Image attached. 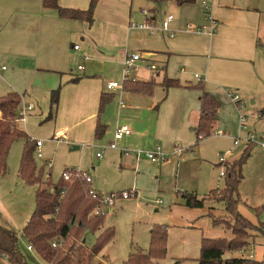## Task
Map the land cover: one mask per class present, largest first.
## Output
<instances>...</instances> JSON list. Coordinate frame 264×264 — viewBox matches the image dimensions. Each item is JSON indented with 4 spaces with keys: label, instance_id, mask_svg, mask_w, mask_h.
Listing matches in <instances>:
<instances>
[{
    "label": "crops",
    "instance_id": "obj_1",
    "mask_svg": "<svg viewBox=\"0 0 264 264\" xmlns=\"http://www.w3.org/2000/svg\"><path fill=\"white\" fill-rule=\"evenodd\" d=\"M59 3L62 7L86 10L90 0H59ZM204 4L210 8L209 13L202 10ZM144 10L149 12L148 17L143 15ZM162 12L175 16L170 25L173 37L169 31L162 30L163 21L156 23ZM57 14L56 10L45 8L43 0H0V67L6 68L0 73V93L27 92L31 85L45 90L38 91L40 95L50 92V115L51 91L64 82L72 84L61 93V105L70 101L68 111H74L75 115L67 128L79 136L93 138L94 135V139L100 97L103 94L113 95L115 101L112 98L100 119L105 132L108 128L116 131L120 125H129L132 134L122 140L152 141L158 144L167 156L173 157L166 166L176 163L177 156L182 158L184 149L189 151L197 144L192 128L196 126L200 115V103L197 90L171 88L166 91L160 85L161 81H156L157 77H163L162 68L166 66V76L194 86L198 84L186 76V66L197 67L202 72L208 70L211 74V66L213 71L223 69L227 72L263 61L261 49L264 48V0H197L195 4L185 6H178L174 0H162L161 4L155 0H99L92 24L64 20ZM131 20L138 24L150 21L154 32L131 28ZM210 20L218 26L213 35L203 31V28L210 27ZM198 29L202 31L197 32ZM75 46L79 49L75 50ZM128 54L140 55L135 63L136 70L135 65L132 68L140 79L138 76H133V79L144 82L155 80L162 88L163 97L156 104L149 99L154 89L150 95L119 89L109 91L106 85L113 80L105 84L106 80L102 76L101 80L98 79L100 74L108 76L115 64L124 67ZM214 59L216 62L212 63ZM143 60L146 67L140 63ZM226 62L231 64L224 66ZM80 66L83 67L81 71L78 69ZM142 69L152 70L154 74L147 79L150 74L142 73ZM69 71L72 72L71 75L68 74ZM78 74L83 76L79 78ZM72 78L78 81L73 82ZM207 87L205 90L221 106L214 133L223 128L236 131L237 123L230 122V113L226 114L224 108L227 102L220 98L215 88ZM242 95L255 94L245 92ZM121 100L124 101L122 105ZM22 101L29 103V106L34 102L31 96ZM251 102L254 104L255 99ZM57 108L58 106L56 110ZM220 136L226 135L220 133ZM233 144L235 148L241 146L240 143L235 145V141ZM235 148L221 153L225 158V165L238 160L246 147L230 160ZM177 149L181 150L180 154ZM120 152L123 153L122 150ZM254 158L251 154L248 164L243 167L245 179L243 178L239 187L243 197L240 194L238 209L254 225H259L264 222V210L257 212L255 209L264 207V154L260 162ZM219 164L218 161L216 167ZM155 165L157 164L151 163L147 158L139 159L134 169L138 170L140 167L139 175L146 176L150 174L146 167L151 166V170L156 172ZM244 180L245 187H242ZM214 189L220 188H212ZM244 203L253 205L254 213H244L241 208ZM178 206L176 204L175 207ZM5 227L14 230L10 224ZM262 240L264 242V239H255L254 245L244 255L264 261V252L258 248L263 246L260 243ZM240 254L242 255L241 252L233 255ZM229 256L232 255L227 254Z\"/></svg>",
    "mask_w": 264,
    "mask_h": 264
},
{
    "label": "rangeland",
    "instance_id": "obj_2",
    "mask_svg": "<svg viewBox=\"0 0 264 264\" xmlns=\"http://www.w3.org/2000/svg\"><path fill=\"white\" fill-rule=\"evenodd\" d=\"M166 14L162 12L156 23H161ZM76 45L80 47V44L76 43ZM261 52L263 53L262 62L244 66L241 70L224 72L223 69H216L213 71L211 66L212 71L209 74L208 70L202 72L203 70L197 67L186 66L187 77L196 84H203L206 88L207 86L215 88L220 98L227 102L228 105H224L226 114L230 113L228 119L231 123H237V130L223 128L215 133L213 131L210 137L196 141L194 148H190L189 151L184 149L182 158L177 156L176 163L166 166L173 159L172 156H166L168 159L154 166L156 172L151 170V166H145L150 172L146 176L139 175L140 167L138 170L134 169L136 161L145 159V153L155 151L159 147L158 144L152 141L120 140L117 149H111L109 147L114 141L115 130L111 131L108 128L106 134L100 140H96L94 135L93 138L79 136L78 133L67 128L75 115L74 111H68L71 106L70 101L61 105V93L65 87L72 84L64 82L55 87H60V98L58 108L53 109L51 118H49L50 92L40 95L38 91L45 90L34 88L33 85L27 92L14 90L20 93L22 99L31 96L34 100L31 111L26 110L29 103L25 104L22 101L16 125L18 129L27 133L30 142L42 141V157L39 158L34 152L33 162L43 180L51 175L53 181L58 183L61 181L62 173L69 169L89 173L92 187L102 194L138 191L136 197H130L127 200L117 198L115 207L105 210V225L97 233L85 232V245L89 249L97 246L100 233L107 227L113 228L115 232L113 240L95 255L92 264H125L130 254L137 250L147 252L151 244V230L158 225L166 227L168 231L166 257L161 264H199L203 238L230 239L232 237L230 227L224 223H214V217L222 219L227 215L225 205L216 200H209L206 196H209L212 188L225 187L224 177H221L224 165L219 164L216 167L221 153H227L229 149L235 148L233 141L237 138L241 146L234 149L235 153L230 157L232 160L246 147L245 139L248 134L255 133L259 136L264 133V48ZM144 62L143 60L140 63L144 65ZM215 62L214 59L212 63ZM229 64L231 63L226 62L224 66ZM81 65H84L83 60ZM136 68L135 65V70ZM131 69L128 78L138 76L140 79L139 75ZM143 72L150 74L147 79L154 74L148 69H142ZM68 74L71 75L72 72L69 71ZM196 74L205 80L200 82L195 78ZM125 75L124 67L121 68L115 64L108 76L100 74L98 79L101 80L102 76L106 80L105 84L113 80L123 85ZM80 76L83 75L78 74L79 78ZM163 78L164 76L157 77L156 81L162 82ZM159 86L157 84L154 87L153 95L149 98L154 104L163 97L162 88ZM245 92L255 95L243 96L242 93ZM114 93L117 94V91ZM229 93L238 95L244 102V106H238L233 102L228 97ZM5 94L0 93V97ZM113 99L115 101L116 98ZM252 99H255L254 104L251 102ZM262 113L263 116H261ZM242 119L245 120V127L242 125ZM220 133L226 136H220ZM60 138H64L67 142L60 141ZM24 145L23 139L12 144L7 158V173L0 177V223L4 226L10 224L18 234V246L28 263L46 264L39 254L28 250V244L22 236V231L36 208L35 197L38 190L36 186L25 185L19 176ZM75 146L79 148L73 150ZM124 148L131 151L133 149L135 153H121L120 151ZM262 150L258 147L252 150V157H255L254 160L257 162L262 161L261 156L264 154ZM138 151L140 156L136 157ZM98 153L101 154V158L97 157ZM259 156L260 158H256ZM245 176L247 177V174ZM242 187H245V180ZM185 191L198 192L199 199L206 198L204 208L190 209L180 205L175 207L176 203H180L179 192ZM240 194H242L241 190ZM243 201H245L244 198ZM241 208L247 215L254 213V206L250 203H244ZM255 239L262 238L258 236ZM260 243H263V246L258 248L264 252L263 240ZM0 264L10 263L0 255Z\"/></svg>",
    "mask_w": 264,
    "mask_h": 264
},
{
    "label": "trees",
    "instance_id": "obj_3",
    "mask_svg": "<svg viewBox=\"0 0 264 264\" xmlns=\"http://www.w3.org/2000/svg\"><path fill=\"white\" fill-rule=\"evenodd\" d=\"M99 0H90L86 10L62 7L59 0H43L47 9L57 11V15L64 20L80 21L92 24L94 10ZM158 4L162 0H155ZM178 6L192 5L197 0H174ZM160 85L168 91L171 88H185L199 91L200 115L195 127L192 128L197 141L208 138L214 131V125L219 116L221 106L219 102L205 90L203 84L194 86L185 85L177 79L165 75ZM74 79L73 82H77ZM158 83L155 80L139 81L126 78L123 90L150 95ZM60 87L51 91V113L59 104ZM113 95L103 94L100 97L95 139L100 140L105 134V127L100 123L101 116ZM22 103L21 95L17 92L8 93L0 97V177L7 173V158L12 144L23 139L25 141L21 158L19 176L27 186H36V208L28 224L22 231V236L33 251L40 255L46 264H92L94 257L106 244L114 238V229L107 227L100 233L98 244L94 248H87L85 232L97 233L105 225V215H96L95 210L100 204L90 194L91 184L83 178L73 176L71 182L64 180L65 170L61 181L55 183L51 175L43 180L33 162V153L36 151V142H30L26 132L17 128L19 110ZM159 105L156 107L158 108ZM254 146L247 145L241 157L225 165V187L211 191L209 200H216L225 205L227 215L214 223H224L232 230V237L203 238L201 244L199 264H264L244 255L254 245L255 237L264 239V222L254 225L244 217L238 207L240 204L239 187L243 181V167L251 157ZM67 189L64 195L62 192ZM206 198L199 199L196 192H179L177 205L190 209L204 208ZM263 211L264 207L255 209ZM150 249L147 252L137 250L130 254L125 264H161L166 257L168 231L166 227L158 225L151 230ZM18 234L5 226L0 225V255L10 264H30L18 246ZM52 243H56L54 248ZM242 253L235 256L234 253ZM227 254L232 256L227 257Z\"/></svg>",
    "mask_w": 264,
    "mask_h": 264
},
{
    "label": "built area",
    "instance_id": "obj_4",
    "mask_svg": "<svg viewBox=\"0 0 264 264\" xmlns=\"http://www.w3.org/2000/svg\"><path fill=\"white\" fill-rule=\"evenodd\" d=\"M202 10L204 12H206V13H209L210 8L208 7L207 4H204L202 6ZM142 13H143V15L145 17H148V15H149V12L147 10L142 11ZM174 20H175V16L173 14H167L165 16L163 22H162V30H164L166 32L169 31V34H170L171 37L174 36V32L170 30V25H171V23ZM210 23H211L210 27L209 28L208 27L203 28L204 29L203 31L208 33L209 35H213V34H215L217 32L218 26L212 20H210ZM130 26H131V28H138V29L148 30L151 33L154 32L153 25L151 24L150 21H145L142 24H138L134 20H131ZM201 31H202V29H198L197 30V32H201ZM74 49L78 50L79 47L75 46ZM139 59H140V55L139 54H128L127 55L126 60L124 62V72L126 74L125 75L126 78L128 77L129 70L135 65L136 61H138ZM5 69H6L5 67H0V73L2 71H4ZM78 69L81 71V70H83V67L80 66ZM195 78L197 80H199L200 82H203L205 80L203 77H201L200 75H197V74L195 75ZM106 87H107V89L109 91H112V90H115V89H121V91L123 90V85H120L118 82H114V81H110L106 85ZM228 97L233 102H235L238 106H241V107L244 106V102H242L239 99L238 95L229 93ZM120 104L121 105L124 104V101L121 100ZM26 110L27 111H31L32 110V106L31 105L28 106ZM242 122H243L242 125L244 126L245 120L242 119ZM131 134H132V129H131V127L129 125L124 124V125L118 126L116 128V131H115L114 141L110 144L109 148L117 149L116 142L119 141V140H122L124 137L130 136ZM59 140L62 141V142H67V141H64V138H60ZM245 142H246V146L247 145H252L254 147H258V148L264 149V133H262L259 136L257 134H255V133H250L246 137ZM238 144H239V141H238L237 138H235V145H238ZM41 147H42V141L37 140L36 141V151H35V153L37 154V156L39 158L42 157ZM122 152L125 153V154H128V153H133L134 154L135 153V151H131V150H128V149H124V150H122ZM177 153L180 154L181 150L177 149ZM136 156H140V151L137 152ZM166 156L167 155L162 151V149H160V147H157L155 149V151H153V152L145 153V157L147 159H149L152 163H155L157 165H160L161 162L165 161L166 158H167ZM97 157L101 158L102 156H101L100 153H98ZM219 163H220V165H224V169L221 172V176H224V173H225V158L223 156L220 157ZM73 176H75L76 178H83V180L86 183L91 184L90 194H91L93 199L99 200V202H100V204L98 205V207L95 210V214L96 215H105L106 214L105 210L107 208L115 207V203H116V199L117 198L122 199V200H127L130 197H136L137 196V191H135V190H130V191H127V192H122V193L102 194V193L96 191L92 187V179H91V176L89 175V173L83 172V171L73 170V173H70V174L69 173H65L64 174V180L67 181V182H71L73 180ZM66 191H67V189H65L62 192L61 195H64L66 193ZM52 246L55 248L57 246V244L56 243H52ZM28 250L29 251L33 250L32 246L28 245ZM249 257L251 258L252 256H249Z\"/></svg>",
    "mask_w": 264,
    "mask_h": 264
},
{
    "label": "water",
    "instance_id": "obj_5",
    "mask_svg": "<svg viewBox=\"0 0 264 264\" xmlns=\"http://www.w3.org/2000/svg\"><path fill=\"white\" fill-rule=\"evenodd\" d=\"M79 147H77V146H75V147H73V150H77Z\"/></svg>",
    "mask_w": 264,
    "mask_h": 264
}]
</instances>
